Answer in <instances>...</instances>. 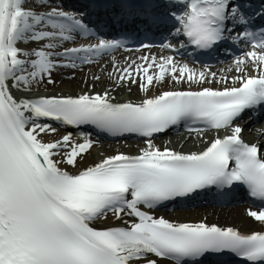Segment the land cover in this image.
I'll use <instances>...</instances> for the list:
<instances>
[{"label": "snow or ice", "instance_id": "6c2138e0", "mask_svg": "<svg viewBox=\"0 0 264 264\" xmlns=\"http://www.w3.org/2000/svg\"><path fill=\"white\" fill-rule=\"evenodd\" d=\"M28 2L0 0V264H227L223 257L264 264V230L241 233L153 214L200 199L223 204L244 192L259 202L246 215L264 225V156L236 124L246 112L264 110V25L255 23L264 20V3L254 9L251 0H87L66 10L62 0ZM99 13L107 23L94 28L90 17ZM104 28L120 38H101ZM73 35L97 42L58 50ZM157 35L165 36L159 47L183 50L196 63L225 45L250 50L234 59L230 85L206 67L149 55L115 73L117 86L136 84L145 93L139 101L117 102L112 89L31 95L33 86L53 85L58 68L130 50L129 40L139 41L134 50L150 49ZM167 83L170 89L147 95ZM182 125L217 135L200 151L153 143ZM58 127L75 129V139L73 132L44 139ZM93 137L139 138L144 146L136 155L118 152L78 167Z\"/></svg>", "mask_w": 264, "mask_h": 264}, {"label": "bare ground", "instance_id": "6f19581e", "mask_svg": "<svg viewBox=\"0 0 264 264\" xmlns=\"http://www.w3.org/2000/svg\"><path fill=\"white\" fill-rule=\"evenodd\" d=\"M149 54L150 56H154L157 60L160 59L162 56H169L170 53L166 52L165 50H156V51H147V52H141V53H135L133 57H128L130 55H120V56H113L106 60H103L97 65L87 66L85 68H81L84 70V72L79 73V70L71 71V70H64L61 69L59 71V74L57 73V70H55L52 74V79L55 81L54 85L58 86L57 95H79L84 92H89V89L92 88L91 93H102L105 89H112L111 95L117 96V93L119 91V94L126 93L129 96L124 97L131 98V101H139L144 97L145 94H141V92L138 90V85L136 84H128L127 82H124L123 86H117L116 80H115V73L117 69L127 67L131 61L135 60L137 63H141L139 58L141 56H145V54ZM155 53V55H153ZM138 56H140L138 58ZM172 56V55H171ZM180 64H187L183 63L182 61L176 60ZM114 65L116 66L114 68ZM189 67L194 68L197 71H200L201 69L195 68L188 64ZM232 68L233 70H229ZM228 70L219 71L215 69L208 70L210 72H214L217 74V78L220 77H227L229 79V85L231 83V77L236 75V72L233 68V64L229 66ZM249 71L248 69H246ZM86 71V72H85ZM249 74H254L251 71H249ZM99 79H96V78ZM103 85V89H99L100 85ZM40 87H46V84H40ZM206 87H213V88H220L223 85L222 84H210L205 85ZM81 87L83 89H81ZM172 87L171 83L158 85L150 92H148L147 95H153L152 92H155L157 94L159 91L162 90H168ZM186 87V85H185ZM78 91H73L74 89H78ZM98 89V90H97ZM56 93V92H55ZM123 101H126L124 100ZM119 101H122L120 99H117ZM249 129V128H247ZM202 134H191L186 135L185 138H169L168 140L157 142L153 141V143L163 149L165 146H167L170 149L181 151V152H190V151H200L205 146L203 141L211 140L214 138V135L210 136H203V140L199 139L198 136ZM193 137L192 139H188V137ZM62 137V135L58 134L51 135V139H57ZM45 140H48L44 138ZM251 141H257V143L261 147V153L264 156V135L260 134V137L251 135ZM133 147H136L140 149L143 147L140 143H134V142H123V143H115V144H106V143H99L94 142V147L90 150V154L85 158L84 161H82L78 167H84L88 164L93 163L94 161L98 160L99 158L103 156H108L112 154H116L118 152L125 153L128 155H132L133 153ZM70 172H74L75 169L68 168L67 169ZM248 209L244 208H220V209H201L198 211H193L191 213H169L164 215L163 217L165 219L175 221V222H201L204 221L209 224H216L220 227H233L234 229L239 230L241 233H252L255 231L264 230V225H261L252 219H250L246 212ZM108 222H114L112 220V217L108 219ZM103 223V222H102Z\"/></svg>", "mask_w": 264, "mask_h": 264}, {"label": "rangeland", "instance_id": "374dc122", "mask_svg": "<svg viewBox=\"0 0 264 264\" xmlns=\"http://www.w3.org/2000/svg\"><path fill=\"white\" fill-rule=\"evenodd\" d=\"M82 72H84V71H82ZM86 72V71H85ZM103 85H105V84H103ZM103 85H102V83H101V85H100V88L99 89H103ZM58 86H56V85H48V87L47 88H45L44 90H46V91H51V92H53V93H55V92H57V90H58V88H57ZM92 88L93 87H91L90 89H89V92H92ZM81 89H83L82 87H81ZM81 89L80 88H78V89H74L73 91H78V90H80L81 91ZM98 90V89H97ZM32 91L33 92H37V91H39V89L37 88V87H34V88H32ZM127 96H129L128 94H126V93H123V94H119V91H118V93H117V96H115L116 98H118V97H120V98H122V97H127ZM57 131H59V129L57 128ZM56 131V132H57ZM48 136H46V137H44V138H47ZM165 140V139H164ZM110 217V216H109Z\"/></svg>", "mask_w": 264, "mask_h": 264}]
</instances>
